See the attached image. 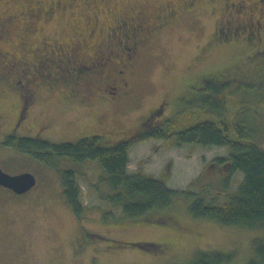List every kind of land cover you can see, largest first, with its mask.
Wrapping results in <instances>:
<instances>
[{
    "label": "rangeland",
    "instance_id": "rangeland-1",
    "mask_svg": "<svg viewBox=\"0 0 264 264\" xmlns=\"http://www.w3.org/2000/svg\"><path fill=\"white\" fill-rule=\"evenodd\" d=\"M16 1L10 9L15 22L0 38V64L5 63L0 72L8 73L7 80L0 81V167L9 174L30 172L36 184L24 194L0 187V264H191L200 253L208 252L231 256L227 264H249L255 241L264 242V229L194 218L188 211L189 202L180 197L168 208L146 215L163 223L125 218L119 208L103 200L108 189L98 180L106 174L97 160L66 157L52 166L18 149L16 142L12 146L4 141L10 134L16 138L40 135L51 143L99 135L103 144L109 145L131 134L139 118L161 103L158 119L171 116L178 129L202 120L240 121L252 128V142L264 149V37L258 48L216 46L212 39L215 28L233 16L223 10V0H195L194 7L184 10L186 0H62L50 18L33 22L26 37L29 46H23L19 36L26 4L25 0ZM167 6L177 10L178 16L154 30L156 17ZM137 9L140 22L151 28L152 36L123 73H113V66L119 68L117 56L109 59L105 54L98 67L85 63V74L92 79H79L74 86L76 99L69 103L48 82L30 84L34 106L27 121L14 127L20 100L13 81L26 83L24 76H35L30 59L37 54L36 48H43L42 41L69 43L77 36L75 29L87 34L93 25L89 38L96 44L116 15L132 16ZM109 42L100 47L108 53ZM6 51L14 55L9 64L12 69L7 68ZM55 61L58 64L40 59L39 70L52 72L53 79L61 64ZM65 69L63 66L62 74L68 77ZM212 71L220 78H233V85L239 84L223 109L203 105L208 91L199 79ZM109 91L119 93L118 102L111 104ZM100 93L109 105L104 107ZM105 111L107 118L103 119ZM227 155L224 146L177 143L173 136L148 137L130 145L127 169L160 179L171 189L223 203L242 179L240 171L229 173V168L210 163ZM69 169L76 172L82 191L86 211L80 216L63 196L61 173ZM142 242L158 247L135 245Z\"/></svg>",
    "mask_w": 264,
    "mask_h": 264
},
{
    "label": "trees",
    "instance_id": "trees-1",
    "mask_svg": "<svg viewBox=\"0 0 264 264\" xmlns=\"http://www.w3.org/2000/svg\"><path fill=\"white\" fill-rule=\"evenodd\" d=\"M127 16L116 15L120 18L118 24L122 32L133 37V29L127 24L129 23ZM113 23L109 25V28ZM151 36L149 34L146 40H149ZM111 42L116 45L117 39L112 38ZM112 50L114 54L108 53L109 59L116 56L120 59L118 51L116 52L115 48ZM63 66L66 65L63 64ZM77 68L83 69V66L77 65ZM225 70L228 71V69ZM233 82V78H220L214 71L200 78L199 83L208 91L202 100L203 105L211 110L223 109L229 95L234 94L235 89H239V84L233 85ZM178 128V123L173 117L164 119L157 117L151 126L139 135L124 137L109 145L103 144V138L99 135L64 143H51L41 137L16 138L10 135L6 137L4 143L13 146L16 142L18 149L27 151L34 158L52 166H56L57 160L66 157L76 161L97 160L106 174V177H100L98 180L99 184H105L104 186L108 189L103 200L119 208L122 216L128 219L163 223V221L147 219L146 215L168 208L177 197H180L189 202L188 211L194 218L211 219L227 226L264 229V149L252 142L254 135L252 128L240 121L227 120H202L187 127ZM232 134L233 137H231ZM172 136L177 143L218 145L228 149L227 157L215 158L210 162L218 167L229 168V173L240 171L242 174L238 187L233 193H229L228 197L226 196L225 202L216 203L214 199L208 200L197 193L171 189L160 179L139 172H128V151L131 144L138 139L148 137ZM76 176L74 170H64L61 173V182L66 202L72 211L80 216L86 209L81 203L82 191ZM108 215L111 216L110 211ZM135 245L143 248L158 247L157 244L150 242ZM254 246V258L249 264H264V242L256 240ZM230 260L229 255L208 252L200 253L191 264H227Z\"/></svg>",
    "mask_w": 264,
    "mask_h": 264
},
{
    "label": "flooded vegetation",
    "instance_id": "flooded-vegetation-1",
    "mask_svg": "<svg viewBox=\"0 0 264 264\" xmlns=\"http://www.w3.org/2000/svg\"><path fill=\"white\" fill-rule=\"evenodd\" d=\"M45 0H25V9L22 13L24 17L23 25L21 33L22 35L19 36L21 39L23 46H29L26 37L29 38L31 30L34 28V21L38 18H50L53 10L55 8L59 9L62 6V0H52L50 4H46ZM228 0H223V10L230 15H233L231 18H226L223 20L214 30L213 32V41L216 46L220 45H236L234 47L243 49L244 47H252L255 46L256 48L259 47L261 40L264 37V27L262 26V19L264 17V0H235L233 2L228 3ZM13 3H17L16 0H0V38L6 32L9 31V26L14 24V15H11L10 9ZM195 0H186L184 3V9L189 7H194ZM180 12V11H179ZM135 14L132 16H127L130 28L133 29V37L129 36L127 33L122 32L121 27L118 24L120 21L119 17H115V23L113 25L108 26L106 31H103V35L101 40L94 44L92 39L89 38L93 33V25L87 34L83 33L82 30L75 29L74 32H77V36L74 33L75 39H72L69 43H57L56 42H48L42 41L41 45L43 48H36L37 54H34L30 59L32 63L31 66L34 72L36 73L35 76L32 78L23 77L26 80H14V84L17 87L18 91V98L20 100V105L16 113L14 127L18 128V125L21 122H25L28 119V113L31 108L34 106V97L32 91H29L30 84L37 85H45L48 82V86L52 87L53 89H57V91L61 92V97L65 102H74L75 101V85L79 81V79H92L89 78L88 75L85 74L86 70L84 68V64L88 63L92 66L98 67V60L104 57L105 53L107 52L103 48L101 49V45L106 44L107 41L109 43V54L113 53L112 50L115 48L118 56L120 55L121 58L118 61L119 68H114L113 66V73L116 72L117 75L124 72L125 67L128 63L134 61L139 54L140 49L147 41L146 38L149 34H151V28H148L145 25H142L140 22V10L137 9ZM178 11L172 9L170 6H167L157 17L156 23L154 25V30L162 28L167 24V22L171 19H174L178 16ZM90 21H87V24ZM32 23V25H30ZM95 24V23H94ZM91 25V24H90ZM89 25V26H90ZM134 25V26H133ZM129 28V27H128ZM129 28V29H130ZM80 30V31H79ZM79 35V36H78ZM112 38L117 39V44L114 45L111 42ZM146 40V41H145ZM232 40L233 43L230 41ZM242 41V43H240ZM106 41V42H104ZM216 42V43H215ZM238 43V44H237ZM73 46V47H72ZM233 46H229L232 48ZM254 47V48H255ZM67 49V50H65ZM120 50V51H119ZM86 51V52H85ZM3 55V52L0 49V55ZM6 56V64L8 69H12L9 65L12 63L11 56L14 57L9 51L4 52ZM114 54V53H113ZM4 55V56H5ZM68 55H71L73 58L71 59ZM108 55V52L107 54ZM63 56V57H62ZM67 56V57H66ZM110 56V55H109ZM64 58V60L62 59ZM66 58V60H65ZM40 59H48L49 61L57 63L55 60H60L61 64L66 65L65 73L68 74V77L62 74L63 67L60 64L59 70L53 71L57 74L54 75V78H51L52 72L49 71H40L38 64H41L39 61ZM134 59V60H133ZM74 61V63L72 62ZM11 62V63H10ZM38 62V63H36ZM59 62V63H60ZM25 64H28L29 61H24ZM5 63L0 64V69L2 70ZM58 64V63H57ZM12 65V64H11ZM77 65L83 66V69L77 68ZM36 68V69H35ZM71 68V70H70ZM37 70V71H36ZM49 72V73H48ZM10 74V73H9ZM8 77V73L0 72V81H6ZM51 78L52 81H48ZM86 82V81H85ZM102 82V81H101ZM127 82H123L126 85ZM62 87H65L62 88ZM115 90V87H112ZM110 92V91H109ZM104 93H100L99 99L105 100V105H109L106 101ZM112 94V102L114 104L119 101L120 98L119 93L117 91H111ZM83 103V102H82ZM105 110V109H104ZM162 111L161 103L155 107H152L148 110V112L140 117L141 119L135 129L129 134L127 137L137 136L139 135L144 129L151 126L153 121L158 117V113ZM103 119L107 118V112L103 114ZM155 118V119H154ZM101 126L100 124H98ZM103 126V125H102ZM40 129V128H39ZM11 135V134H10ZM8 135V136H10ZM36 137H40V135H36ZM1 187V186H0ZM9 190V189H8ZM11 191V190H10ZM13 192V191H12ZM28 192V191H27ZM15 193V192H14ZM26 193V192H25ZM17 194V193H15ZM24 194V193H22Z\"/></svg>",
    "mask_w": 264,
    "mask_h": 264
},
{
    "label": "water",
    "instance_id": "water-1",
    "mask_svg": "<svg viewBox=\"0 0 264 264\" xmlns=\"http://www.w3.org/2000/svg\"><path fill=\"white\" fill-rule=\"evenodd\" d=\"M36 184V177L30 172L9 174L0 167V186L17 194L27 192Z\"/></svg>",
    "mask_w": 264,
    "mask_h": 264
}]
</instances>
